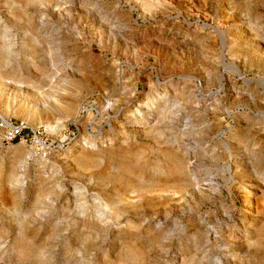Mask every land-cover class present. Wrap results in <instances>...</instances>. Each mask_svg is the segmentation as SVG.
I'll list each match as a JSON object with an SVG mask.
<instances>
[{"label": "rangeland", "instance_id": "374dc122", "mask_svg": "<svg viewBox=\"0 0 264 264\" xmlns=\"http://www.w3.org/2000/svg\"><path fill=\"white\" fill-rule=\"evenodd\" d=\"M3 87L91 145L0 137V264H264V0H0Z\"/></svg>", "mask_w": 264, "mask_h": 264}, {"label": "built area", "instance_id": "2783aa9c", "mask_svg": "<svg viewBox=\"0 0 264 264\" xmlns=\"http://www.w3.org/2000/svg\"><path fill=\"white\" fill-rule=\"evenodd\" d=\"M90 125V123H89ZM87 137L81 134V125L58 129L48 123H31L24 119L6 116L0 111V137L7 146H23L42 160H50L65 154L77 143L91 145L90 128Z\"/></svg>", "mask_w": 264, "mask_h": 264}, {"label": "bare ground", "instance_id": "6f19581e", "mask_svg": "<svg viewBox=\"0 0 264 264\" xmlns=\"http://www.w3.org/2000/svg\"><path fill=\"white\" fill-rule=\"evenodd\" d=\"M0 93L8 94V96H11L13 100H17L18 98H20V95L18 93L14 92L13 90H10L9 88L8 89H5L4 87L0 88ZM79 146H81V144H79ZM72 147L67 150V152L65 154L66 157H68L72 154V150H73Z\"/></svg>", "mask_w": 264, "mask_h": 264}]
</instances>
